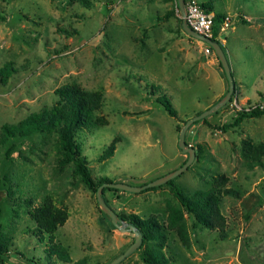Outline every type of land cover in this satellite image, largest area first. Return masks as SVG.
<instances>
[{
    "label": "rangeland",
    "instance_id": "1",
    "mask_svg": "<svg viewBox=\"0 0 264 264\" xmlns=\"http://www.w3.org/2000/svg\"><path fill=\"white\" fill-rule=\"evenodd\" d=\"M210 2L223 17L213 33L230 61L233 94L189 126L196 156L181 174L138 192L106 187L119 217L153 218L164 233L143 237L119 264H148L147 251L163 252V264H264V113L249 110L264 104V0ZM176 5L0 0V264H106L134 242L65 158L56 130L8 139L2 130L75 87L100 101L75 133L96 182L143 186L182 167V128L228 93L229 80L216 51L184 31ZM163 93L176 116L159 102ZM206 191L218 199L211 226L180 196ZM44 204L67 211L53 236L33 217Z\"/></svg>",
    "mask_w": 264,
    "mask_h": 264
},
{
    "label": "trees",
    "instance_id": "2",
    "mask_svg": "<svg viewBox=\"0 0 264 264\" xmlns=\"http://www.w3.org/2000/svg\"><path fill=\"white\" fill-rule=\"evenodd\" d=\"M210 1L211 0L202 2L203 6L209 12L213 9V5ZM214 16L216 26V23L218 21L221 22L223 17L220 14H215ZM58 93L60 94V101L56 106L45 108L41 111H35L16 125H5L2 130L3 135L8 139L9 137L28 136L36 132L56 130L60 135L65 158L68 161L74 162L76 172L82 177L88 188L97 191L102 183L111 181L107 178H102L98 182L94 180L91 170L75 141V133L78 128L88 126L91 123L93 111L98 108L100 104L99 97L93 94L90 95L75 87H63L58 89ZM158 100L164 105V109L167 110L168 114L176 116L177 112L167 94L163 93L159 95ZM259 113H264V109H254L251 115H257ZM243 116H245V114H242L237 119V122H239ZM152 188H156V186ZM105 189L106 187L103 190V194ZM1 192L0 189V198ZM199 194L197 199H192L183 195L180 196L183 205L187 207L189 212L196 216L199 222L211 226L212 216L219 213L218 199L215 194L207 191L200 192ZM35 209L33 217L41 228L49 232L51 236H53L52 234H54L58 226L63 224L67 219V211L65 209L53 208L47 204ZM128 220L142 231V237H144L145 240L151 239L153 236L164 237L160 224L153 218L143 219L136 214H132L130 218L128 217ZM147 254L146 260L148 264H163L166 261V256L161 251H147ZM68 259L67 257L64 261ZM0 260L4 263L6 262L1 252Z\"/></svg>",
    "mask_w": 264,
    "mask_h": 264
},
{
    "label": "water",
    "instance_id": "3",
    "mask_svg": "<svg viewBox=\"0 0 264 264\" xmlns=\"http://www.w3.org/2000/svg\"><path fill=\"white\" fill-rule=\"evenodd\" d=\"M177 1H178L177 6H178V8L181 12V15H182V27H183L184 31L187 32L192 37H195L197 39L208 42L214 48V50L216 51V53L219 57V60L222 64V66L226 72V75L228 77L229 91L220 101H218L216 104L211 106L209 109H206L205 111L196 115L194 118L189 119L186 122V124L184 125V127L182 128L180 135H179V146L181 147V149L185 153L189 154L188 159L186 160V162L184 163V165L182 167H180L179 169H177V170H175V171H173V172H171V173H169L163 177L156 179V181L154 180L148 184L146 183L143 186H131V185H128L125 183L104 182L98 187V189H97V200H98L99 204L105 209V211H107V213L110 215L113 223L118 228H120L121 230H128V231L132 230L135 234L134 242L122 254H120L117 258H115L113 261H110L109 263H106V264H119L123 260H125L129 255H131L135 250H137L139 247H141L142 242H143V237H142L143 233H142V231H140L137 228V226H135L134 224L129 222V220L126 221L124 218L119 217L117 212L106 202V200L103 196L104 188L105 187H111V188H117V189H123V190L138 192V191L150 188V187H155L158 185L165 184V183L169 182L170 180H172L173 178H175L176 176H178L179 174H181L185 169H187L189 167V165L192 163V160L196 156V149L192 145H188V143L186 141V135L185 134L187 133L189 126L191 124L195 123L196 121L203 119L204 117L210 115L212 112L217 111V109H219L223 105H225L230 100V98L233 94V91H234V87H235L234 77L232 74L230 61L228 59L226 51L224 50V47L217 40L203 36V35L197 33L196 31H194L187 24L186 19H185V14H186L185 0H177Z\"/></svg>",
    "mask_w": 264,
    "mask_h": 264
},
{
    "label": "built area",
    "instance_id": "4",
    "mask_svg": "<svg viewBox=\"0 0 264 264\" xmlns=\"http://www.w3.org/2000/svg\"><path fill=\"white\" fill-rule=\"evenodd\" d=\"M202 0H185V19L187 24L197 33L214 39V26H215V16L211 11H207L202 4ZM178 11L180 12L179 8ZM180 16L181 12H180ZM228 18L224 20L223 28L228 27ZM203 41V40H202ZM203 49L206 53L214 51V48L206 41H203ZM264 104L259 106H251L250 111L254 109H263Z\"/></svg>",
    "mask_w": 264,
    "mask_h": 264
},
{
    "label": "crops",
    "instance_id": "5",
    "mask_svg": "<svg viewBox=\"0 0 264 264\" xmlns=\"http://www.w3.org/2000/svg\"><path fill=\"white\" fill-rule=\"evenodd\" d=\"M225 50V49H224ZM227 54V53H226Z\"/></svg>",
    "mask_w": 264,
    "mask_h": 264
}]
</instances>
